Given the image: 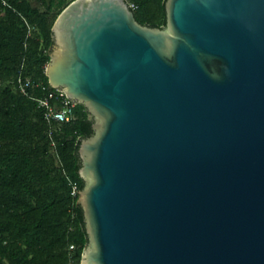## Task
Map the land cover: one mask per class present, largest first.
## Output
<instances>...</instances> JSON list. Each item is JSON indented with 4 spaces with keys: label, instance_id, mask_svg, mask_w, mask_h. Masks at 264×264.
Masks as SVG:
<instances>
[{
    "label": "water",
    "instance_id": "95a60500",
    "mask_svg": "<svg viewBox=\"0 0 264 264\" xmlns=\"http://www.w3.org/2000/svg\"><path fill=\"white\" fill-rule=\"evenodd\" d=\"M164 9L72 0L51 27L48 84L92 118L80 264H264V0Z\"/></svg>",
    "mask_w": 264,
    "mask_h": 264
},
{
    "label": "trees",
    "instance_id": "16d2710c",
    "mask_svg": "<svg viewBox=\"0 0 264 264\" xmlns=\"http://www.w3.org/2000/svg\"><path fill=\"white\" fill-rule=\"evenodd\" d=\"M41 1L43 10L29 0H0V264H80L88 242L71 185L84 186L78 147L93 135L92 118L78 103L74 120L50 125L14 85L23 64L24 74L51 89L45 75L51 27L72 0ZM125 1L134 4L138 23L164 27L165 0ZM55 3L64 5L51 15ZM30 92L42 95L39 89Z\"/></svg>",
    "mask_w": 264,
    "mask_h": 264
},
{
    "label": "built area",
    "instance_id": "2783aa9c",
    "mask_svg": "<svg viewBox=\"0 0 264 264\" xmlns=\"http://www.w3.org/2000/svg\"><path fill=\"white\" fill-rule=\"evenodd\" d=\"M133 10L135 6L133 4L129 5ZM23 64L18 70V74L14 81L15 88L20 94L27 96L29 99L37 103V107L41 109L42 118L48 124H56L60 126L71 122L75 119V107L76 102L68 98L65 92L60 88L47 89V87L37 80H33L29 75L24 74ZM41 90L42 95L36 96L30 91ZM54 128H51L49 134L51 135ZM71 195H78L79 189L76 182H72L71 185ZM69 250L73 251L74 246L70 245Z\"/></svg>",
    "mask_w": 264,
    "mask_h": 264
},
{
    "label": "rangeland",
    "instance_id": "374dc122",
    "mask_svg": "<svg viewBox=\"0 0 264 264\" xmlns=\"http://www.w3.org/2000/svg\"><path fill=\"white\" fill-rule=\"evenodd\" d=\"M29 1H30V3H31L33 6L38 7L40 10H43V9H44L41 0H29ZM69 1H70V0H65L64 3L69 2ZM64 3H63V4L55 3V4L50 8V11H49L50 14L53 15V14L57 13V12L62 8V6L64 5ZM130 4H133V3L130 2L129 5H130ZM133 5H134V4H133ZM133 9H134V8H133ZM6 83H7V82H6ZM4 84H5V83H4Z\"/></svg>",
    "mask_w": 264,
    "mask_h": 264
}]
</instances>
